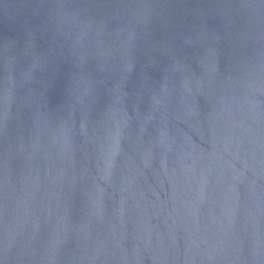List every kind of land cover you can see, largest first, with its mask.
I'll use <instances>...</instances> for the list:
<instances>
[{
	"label": "water",
	"instance_id": "95a60500",
	"mask_svg": "<svg viewBox=\"0 0 264 264\" xmlns=\"http://www.w3.org/2000/svg\"><path fill=\"white\" fill-rule=\"evenodd\" d=\"M0 264H264V0H0Z\"/></svg>",
	"mask_w": 264,
	"mask_h": 264
}]
</instances>
